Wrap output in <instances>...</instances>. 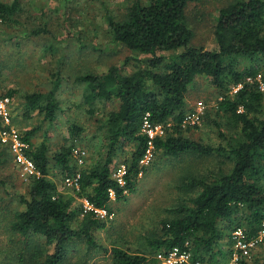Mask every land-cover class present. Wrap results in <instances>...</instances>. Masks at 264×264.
Returning <instances> with one entry per match:
<instances>
[{
  "label": "trees",
  "instance_id": "16d2710c",
  "mask_svg": "<svg viewBox=\"0 0 264 264\" xmlns=\"http://www.w3.org/2000/svg\"><path fill=\"white\" fill-rule=\"evenodd\" d=\"M200 1L138 0L123 19L108 16L113 41L143 57L130 55L121 66L80 77L86 85V104L92 107L100 100L114 98L120 104L109 112L106 121L104 162L78 168L74 144L62 147L54 157L69 175L80 172L76 197L60 191L48 177L46 143H32L34 130L23 135L41 175L32 181L29 198L22 197L25 209L15 215L13 222V231L20 236V264H64L70 244L76 240H84L90 250L101 248L94 231L106 223L96 210L112 212L113 197L121 201L136 190L139 176L146 170L140 164L150 141L143 131L146 118L153 126L167 129L164 135L152 139L155 150L173 157L228 153L234 162L228 173L183 179V188L199 189L198 193L189 202L171 209L174 216L161 222L163 235L152 240L155 255L179 246L192 253L193 261L219 264V254L226 252L215 250V246L226 235L233 245V231L237 228L244 229L249 238L258 235L264 221V0H233L222 7L215 30V49L193 44L194 31L186 11L190 4ZM19 10L18 0H0V19L4 22H15ZM242 60L249 64L240 66ZM130 62L137 68L125 73ZM198 76L209 77L212 86L220 91L219 111L230 118V125L238 131L230 136L227 145L213 146L181 134L187 112L186 94ZM26 100L29 110H39L49 120H54L60 110L54 90L27 94ZM70 132L78 138L81 128L74 125ZM126 142L133 144L134 151L125 163L122 184L113 177L111 164L118 145ZM71 156L76 164H71ZM77 198L83 202L75 204ZM38 239L44 241L37 242ZM231 251L234 253V248ZM111 252L114 264L146 261L145 256L118 246H113Z\"/></svg>",
  "mask_w": 264,
  "mask_h": 264
},
{
  "label": "rangeland",
  "instance_id": "374dc122",
  "mask_svg": "<svg viewBox=\"0 0 264 264\" xmlns=\"http://www.w3.org/2000/svg\"><path fill=\"white\" fill-rule=\"evenodd\" d=\"M2 1L12 3L14 0ZM18 1L20 10L16 21L0 19V98L5 95L11 98L12 117L23 135L34 130L32 143L35 146L46 143L48 177L60 191L76 197L80 189L65 182L69 173L54 157L62 147L74 144L86 150V162L78 168L91 167L106 159V121L109 112L119 108L120 101L100 100L89 106L84 99L86 85L80 77L103 73L114 65L121 66L130 55L143 57L114 42L108 28L109 15L123 19L127 9L138 0ZM232 1L202 0L188 6L186 15L194 31V45L217 48L215 30L219 11ZM44 29L46 32H42ZM247 64L248 60H242L240 66ZM136 68L135 63L130 62L124 71L132 73ZM262 87L264 92V85ZM51 90L55 91L60 105L54 120L47 119L39 110H29L26 102L27 94ZM221 99L220 91L212 86L209 77L198 76L186 94V115L196 113L200 118L196 123L184 124L182 136L213 146L227 145L230 136L238 131L230 125V118L219 111ZM199 101L204 104L202 108L198 107ZM74 125L81 128L78 138H73L70 132ZM163 129L167 131L166 127ZM133 151L132 143L118 145L111 164L113 177L123 176L125 163L131 160ZM70 161L76 164L73 156ZM140 164L146 170L140 174L136 190L121 201L113 197L112 212L100 215L106 225L95 230L94 235L101 248L90 250L84 240L73 241L64 264H114L113 246L145 256L144 264H161L154 259L156 248L152 245L153 239L163 235L161 222L172 218L171 209L189 202L199 190L183 188V179L211 178L230 172L234 166L228 153H186L173 157L155 149L151 159ZM34 179L21 175L13 152L0 138V264H20V236L13 231V222L15 215L25 209L22 197L29 198ZM81 202L82 199H75V204ZM40 241L44 240L37 242ZM233 248L228 235L216 244L215 250L226 252L219 254V264L232 263ZM242 261L264 264V242Z\"/></svg>",
  "mask_w": 264,
  "mask_h": 264
},
{
  "label": "built area",
  "instance_id": "2783aa9c",
  "mask_svg": "<svg viewBox=\"0 0 264 264\" xmlns=\"http://www.w3.org/2000/svg\"><path fill=\"white\" fill-rule=\"evenodd\" d=\"M11 106V98L8 95L2 96L0 98V120H1V127H0V138L1 141L8 145L11 151L14 154L16 163L18 165V169L21 175L25 178L29 177H39L41 175L40 171L37 169L34 160L29 155V148L30 145L27 141L23 139V134L16 126L12 112L10 109ZM204 106L202 101L198 102V107L202 108ZM200 114L191 113L186 115L184 124L186 123H196L199 121ZM143 131L147 133L150 137L149 141V148L146 152V155L142 162L149 161L152 157L153 151V142L152 139L156 135H164V129L162 125H155L149 119H145L143 125ZM73 156L77 160V163L80 167L85 164L86 158V150L82 148H75L73 151ZM126 172V168L124 174ZM123 174V175H124ZM80 179L81 174L77 172L74 175H68L65 179V182L74 187L79 189L80 188ZM120 183H124L123 176L118 178ZM100 215H104L106 210H96ZM233 240H234V253L232 257V263L228 264H239L240 259L243 257H249L251 255L252 250L259 244L264 242V221L262 223L261 229L256 237L249 238L246 231L242 228H237L233 231ZM156 259L161 264H214L208 261H193L192 260V253L187 248H182L179 246H175L168 251H159L155 255Z\"/></svg>",
  "mask_w": 264,
  "mask_h": 264
}]
</instances>
